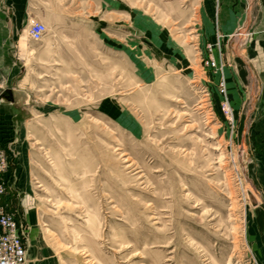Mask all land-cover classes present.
<instances>
[{"label": "rangeland", "instance_id": "rangeland-1", "mask_svg": "<svg viewBox=\"0 0 264 264\" xmlns=\"http://www.w3.org/2000/svg\"><path fill=\"white\" fill-rule=\"evenodd\" d=\"M224 1L44 0L0 145L26 264H264V145L234 108Z\"/></svg>", "mask_w": 264, "mask_h": 264}, {"label": "crops", "instance_id": "crops-1", "mask_svg": "<svg viewBox=\"0 0 264 264\" xmlns=\"http://www.w3.org/2000/svg\"><path fill=\"white\" fill-rule=\"evenodd\" d=\"M44 11V0H0V95L7 89L13 92L24 89L19 85V79L28 74V50L34 43H39L30 39L28 30L33 21L41 22ZM218 22L224 36L228 70L234 75V108L243 125V139L263 146L264 0H238L235 3L226 0ZM37 58H40L39 53ZM240 68L245 72V79ZM18 107L17 101L0 102V145L10 146L8 141L14 134ZM253 147L252 142L248 151L252 157L250 162L255 164L253 184L264 210V153L258 156ZM11 192L0 195V207L8 206L14 200L15 195ZM34 264L49 263L34 261Z\"/></svg>", "mask_w": 264, "mask_h": 264}, {"label": "built area", "instance_id": "built-area-1", "mask_svg": "<svg viewBox=\"0 0 264 264\" xmlns=\"http://www.w3.org/2000/svg\"><path fill=\"white\" fill-rule=\"evenodd\" d=\"M28 34L32 41L40 42L47 34V27L41 22L34 21L29 27ZM210 62L217 71H221L216 59H212ZM220 85L222 92L226 93L225 82L222 81ZM223 111L230 122L234 124V114L228 102L224 103ZM9 158L10 156L5 149L0 148V174L5 176V178L0 179V195L2 196L7 195V187L10 185L7 180V176L11 175L8 168ZM25 234L26 227L23 223L19 222L15 215L6 208H0V264H26Z\"/></svg>", "mask_w": 264, "mask_h": 264}, {"label": "water", "instance_id": "water-1", "mask_svg": "<svg viewBox=\"0 0 264 264\" xmlns=\"http://www.w3.org/2000/svg\"><path fill=\"white\" fill-rule=\"evenodd\" d=\"M26 94L25 92L21 91V90H17L15 92H13V90L11 89H7L5 90L1 95H0V102H5V103H15L17 101L18 106H22V99H26ZM16 98V101H15ZM250 201L252 203V205L254 207H258V201L256 199V196L254 195V193H252L251 191L248 192Z\"/></svg>", "mask_w": 264, "mask_h": 264}, {"label": "bare ground", "instance_id": "bare-ground-1", "mask_svg": "<svg viewBox=\"0 0 264 264\" xmlns=\"http://www.w3.org/2000/svg\"><path fill=\"white\" fill-rule=\"evenodd\" d=\"M254 195H255V193H254ZM256 196V199H257V201H258V204L260 205V201H259V199H258V196L257 195H255Z\"/></svg>", "mask_w": 264, "mask_h": 264}]
</instances>
